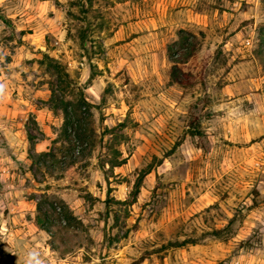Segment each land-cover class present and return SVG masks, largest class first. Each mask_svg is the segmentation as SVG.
<instances>
[{
	"label": "rangeland",
	"instance_id": "374dc122",
	"mask_svg": "<svg viewBox=\"0 0 264 264\" xmlns=\"http://www.w3.org/2000/svg\"><path fill=\"white\" fill-rule=\"evenodd\" d=\"M0 10V76L24 68L51 110L52 87L61 119L42 132L29 117L21 142L0 109V264H264V0ZM80 93L94 108L65 125Z\"/></svg>",
	"mask_w": 264,
	"mask_h": 264
},
{
	"label": "crops",
	"instance_id": "0c3cea01",
	"mask_svg": "<svg viewBox=\"0 0 264 264\" xmlns=\"http://www.w3.org/2000/svg\"><path fill=\"white\" fill-rule=\"evenodd\" d=\"M4 1L6 0H0V6L3 7ZM6 14L8 17L11 15L10 12L7 11ZM13 65L9 67L11 68ZM23 69L24 68L21 67L12 69L11 75L3 74L0 76V85L3 86L2 90L12 97L10 99L11 101H9L11 105H0V109L7 110V112L10 113L11 119L8 122L12 128L16 129L15 132H10L13 134L11 139H21V142L26 138L25 122L29 117L35 123V126L42 132H46L47 129H50L52 126L58 127L61 123L60 116L55 114L49 106L45 104L49 96V91L46 89V86L42 85L38 88L35 86L32 87V89L27 88V81L21 71ZM34 100H40L43 103L37 106L32 104ZM33 141H35L33 144V152L37 153L48 150L47 145L49 141L47 138L42 140L34 139ZM25 144H29V142L25 140ZM10 148H13L12 144ZM13 150L14 152L17 151L14 148Z\"/></svg>",
	"mask_w": 264,
	"mask_h": 264
},
{
	"label": "trees",
	"instance_id": "16d2710c",
	"mask_svg": "<svg viewBox=\"0 0 264 264\" xmlns=\"http://www.w3.org/2000/svg\"><path fill=\"white\" fill-rule=\"evenodd\" d=\"M0 24H2L3 26H9L11 25V21L8 17H6L2 11L0 10ZM43 60L46 61L54 70L59 83H63L66 85V87H75V85L71 82V80L69 79L68 74L66 73L65 69L54 59L48 57L47 55H43ZM50 98H49V104L51 105L52 110H56L57 105H55V91L54 89L51 87L50 89ZM65 90V89H64ZM80 97L79 99L76 101L75 104L72 105L71 107V112H68V104L64 103L65 105L62 108V113L64 115V122L65 125L68 123V120L73 119V122L76 124L75 126H78L79 128L81 127V120L78 117V112L81 111V108L83 106H87L90 108H94L93 105H91L90 103H88L86 101V99L81 96V93L79 94ZM71 115V117H69ZM66 128V127H65ZM64 128V129H65ZM193 135V134H192ZM141 184V179H137L136 183L134 184V191H133V197H136L138 192H139V187ZM140 262V261H139Z\"/></svg>",
	"mask_w": 264,
	"mask_h": 264
},
{
	"label": "clouds",
	"instance_id": "9594fccd",
	"mask_svg": "<svg viewBox=\"0 0 264 264\" xmlns=\"http://www.w3.org/2000/svg\"><path fill=\"white\" fill-rule=\"evenodd\" d=\"M2 88H3V86L0 85V91H2ZM35 256H36L35 253H29V255H28V259H27V261H26V264H34Z\"/></svg>",
	"mask_w": 264,
	"mask_h": 264
},
{
	"label": "built area",
	"instance_id": "2783aa9c",
	"mask_svg": "<svg viewBox=\"0 0 264 264\" xmlns=\"http://www.w3.org/2000/svg\"><path fill=\"white\" fill-rule=\"evenodd\" d=\"M250 45V41L249 40H246L245 41V46H249Z\"/></svg>",
	"mask_w": 264,
	"mask_h": 264
}]
</instances>
